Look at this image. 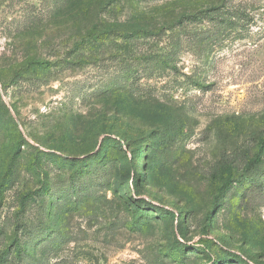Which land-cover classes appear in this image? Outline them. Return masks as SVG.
<instances>
[{
  "label": "rangeland",
  "instance_id": "374dc122",
  "mask_svg": "<svg viewBox=\"0 0 264 264\" xmlns=\"http://www.w3.org/2000/svg\"><path fill=\"white\" fill-rule=\"evenodd\" d=\"M215 2L0 0L4 264H264V0L108 32Z\"/></svg>",
  "mask_w": 264,
  "mask_h": 264
},
{
  "label": "trees",
  "instance_id": "16d2710c",
  "mask_svg": "<svg viewBox=\"0 0 264 264\" xmlns=\"http://www.w3.org/2000/svg\"><path fill=\"white\" fill-rule=\"evenodd\" d=\"M121 0H105V6L108 7L112 5L113 3H119ZM248 14L246 13V10L244 7L240 4H234L233 0H217V2L209 4L205 7H201L197 10H192L189 12H183L179 13L176 17L173 18L171 24L169 25H162L159 26V28L156 29H141L138 26H135L133 28L124 27L126 26L125 22H114L111 23L114 26H110L108 29V32L117 35L123 40H133L138 39L142 37L147 36H154L159 33H161L164 30L170 29L171 27L177 26H183L189 23H196V22H202L206 21L208 24L211 25V30L209 34L206 35V37H213L216 35L221 34V30L224 27H234L237 24V20L239 21H246L248 19ZM238 17V18H237ZM248 21V20H247ZM99 22H96V26ZM120 26V27H119ZM94 33V32H93ZM96 35V34H94ZM87 39H89V42L97 41V39L92 35L88 36ZM167 60V58L163 55V57H151L150 63H153V67H164V63ZM34 61V60H33ZM32 61V62H33ZM37 67L43 66L42 62H38L37 60L34 61ZM141 154V151L138 152V155ZM96 158V157H95ZM254 161V160H253ZM257 161V160H256ZM221 172L226 173L222 180V190L227 187L229 184L231 178V170L230 166H223L220 168ZM9 174V173H8ZM80 179V178H78ZM8 184L7 180V172L0 180V198L2 196V191L4 188H6ZM7 252V251H6ZM236 259L240 260L239 256L235 257ZM5 260L3 258L0 260V264H4Z\"/></svg>",
  "mask_w": 264,
  "mask_h": 264
}]
</instances>
